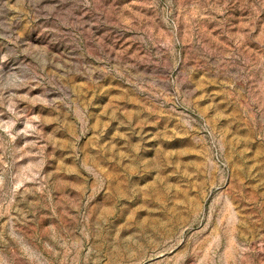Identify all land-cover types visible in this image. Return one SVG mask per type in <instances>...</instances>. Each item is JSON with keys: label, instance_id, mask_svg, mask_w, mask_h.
<instances>
[{"label": "rangeland", "instance_id": "rangeland-1", "mask_svg": "<svg viewBox=\"0 0 264 264\" xmlns=\"http://www.w3.org/2000/svg\"><path fill=\"white\" fill-rule=\"evenodd\" d=\"M0 264H264V0H0Z\"/></svg>", "mask_w": 264, "mask_h": 264}]
</instances>
